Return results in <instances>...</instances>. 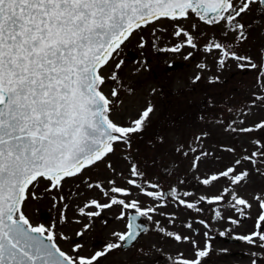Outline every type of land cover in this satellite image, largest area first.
<instances>
[{
    "label": "snow or ice",
    "instance_id": "obj_1",
    "mask_svg": "<svg viewBox=\"0 0 264 264\" xmlns=\"http://www.w3.org/2000/svg\"><path fill=\"white\" fill-rule=\"evenodd\" d=\"M253 6H257L264 19V0H0V264H102V257L121 248L124 242L135 241L144 231V226L137 220L140 217L152 220V214L167 206L169 197L197 213L203 212L199 204L217 205L212 209L217 220L225 219L219 207L223 205L241 217L247 216L253 203L235 189L250 182V171L244 167L245 162L252 165L253 171L264 175V137L253 140L254 151L201 181L203 185L214 186L223 179L228 186L217 194L200 196L194 201L185 199L194 196L190 191L180 193L172 189L165 193L157 183L145 187L129 178L128 185L156 202L153 206L142 207L139 199H128L132 192L129 188L116 186L115 180L108 181L111 185L108 189L99 182L87 183V188L99 190L108 199L104 203L91 199L78 209L79 215L90 221L76 233L78 237H83L91 227V221L100 217L104 209L119 206V219H125L127 213L124 210L135 213L128 216L126 231L113 233L117 242L106 244L91 256L64 252L56 244V223L33 225L23 208L30 198H41L35 189L42 180L47 182L46 192L60 193L67 179L79 177L85 170L105 161L114 153L116 143L129 144L132 134L147 126L154 113L151 103L131 126H123L112 119L118 88L114 87L110 95L103 91L106 79L119 82L117 73L125 61L116 60V57L135 31L161 19L186 20L191 13L207 25H222L225 37L231 31L237 41H243L247 39V26L241 20ZM173 35L183 36L184 41L161 51L177 53L184 46L197 48L193 35L179 24ZM138 46L143 48L145 41L141 39ZM204 50L220 53L217 63L221 68L231 59L238 62L237 67L254 69L264 76V63L257 64L250 57L237 55L225 43L210 42ZM110 62L114 67L106 78L102 70ZM198 67L205 68L206 65ZM199 79L197 75L194 82ZM218 81L219 77H215L210 82ZM257 83L264 90V82L258 78ZM257 100L259 106L264 107V95H257L252 104L256 105ZM232 131L264 132V120ZM195 139L199 141L202 137ZM189 150L195 152L196 148L189 145ZM227 151L234 153L235 149ZM205 155L208 154H200ZM200 156L194 157V168L198 166ZM108 168L115 171L111 164ZM141 175L133 164L130 176ZM64 199L63 195L52 197L53 207L57 203L63 205L61 222H67L65 210L68 205L63 203ZM252 201L258 210L253 231L234 238L260 250L252 253L251 264H258L264 253V194H253ZM227 220L233 225L240 222L231 216ZM74 222L80 223L79 220ZM199 223L206 229L203 247L192 236L166 232L176 242L190 243L193 251L191 258L182 252L178 253L179 258L168 257L171 264H202V258L210 255L212 245L208 242L211 239L208 229L211 226L205 220ZM185 227L192 229V224ZM194 231L199 232L198 229ZM228 231L230 229L219 235L225 236ZM59 236L67 239L62 233ZM82 247L76 244L73 251L78 254Z\"/></svg>",
    "mask_w": 264,
    "mask_h": 264
},
{
    "label": "rangeland",
    "instance_id": "obj_2",
    "mask_svg": "<svg viewBox=\"0 0 264 264\" xmlns=\"http://www.w3.org/2000/svg\"><path fill=\"white\" fill-rule=\"evenodd\" d=\"M195 19L192 15L178 22L163 19L143 27L128 39L116 57V60L125 61L117 73L119 82L106 79L103 86L106 95H110L114 87L118 88L119 95L115 98L112 119L120 125L131 126L132 121L151 103L154 113L151 114L144 130L132 134L129 144L116 143L114 153L106 157L105 161L88 169L79 177L66 180L60 193L46 192L47 182L41 181L35 189L41 198H30L26 201L23 210L31 223L48 226L55 222L58 234L56 242L69 255L91 256L94 252L102 250L106 244L117 242L113 236L114 232L125 230V220L118 218L121 208L113 206L111 209H104L100 217L91 221V227L84 232L82 238L76 235L78 231L83 230L85 224L90 223L87 217L79 215L78 209L91 198L97 197L101 203L107 202L108 199L95 188L94 192L93 189L88 190L87 183L99 182L108 189L111 187L108 181L115 180L116 186L129 188L132 196L128 199H139L142 207L153 206L156 202L128 185L126 181L129 178L136 179L145 187L150 183H157L164 192L172 189L180 193L190 191L194 196L185 199L194 201L200 196L217 194L220 189L228 186V182L223 179L214 186L203 185L201 181L232 166L236 159L254 151L253 140L264 137V132L232 131L233 128L249 127L264 120V107L259 106L258 100L256 105L252 104L257 95H264L261 84L257 83L258 78L264 82V76H260L257 70L237 67L238 62L231 59L221 68L217 63L220 53L204 50L210 42H222L231 47L237 55L250 57L257 64L264 63V19L261 18L257 6H253L252 11L241 20V23L247 26V39L243 41H237L231 31L225 37L222 25L205 26ZM177 24L193 35L196 49L184 46L177 53L160 50L184 41L183 36L173 35ZM193 25L196 27L193 28ZM141 39L145 41L143 48L138 46ZM200 64L206 67H198ZM113 67L114 63L110 62L102 70L106 78L111 75ZM137 68H140V71L137 72ZM197 75L200 79L194 82ZM215 77H219V81L210 82ZM164 101H173L174 105L169 107L164 105ZM175 110L181 119L177 124L171 125L170 117ZM241 120L244 121L243 124L240 123ZM205 133L206 136L203 135ZM147 136H150V139H147ZM197 136L202 139L196 141ZM189 145L195 147L196 151L191 152ZM181 146V151H177ZM229 148H234L235 152L227 151ZM185 152H188L187 156L184 155ZM201 152L208 155L200 156ZM196 156H200V160L194 168L193 159ZM108 164H111L115 171L109 169ZM133 164L142 173L141 176H130ZM244 167L250 171V182L235 190L253 203V208L247 214V221L227 205L219 206L225 219L217 220L212 211L217 205L199 204L198 207H202L203 212L197 213L178 205L169 197L167 206L152 214L151 227L139 245L128 251H123L122 248L112 251L101 258L102 264H153L154 261L158 264H171L168 257L179 258L178 253L181 252L186 257H192L190 243L176 242L168 237L166 232L192 236L202 247L206 229L199 223L200 220L210 224L208 232L211 236L226 229H230L228 233L236 236L251 233L252 227L249 229L247 225L251 223L252 226L258 214L252 196L255 193L264 194V175L253 171L252 165L246 162ZM59 195L64 196L63 203L68 205L65 210L67 222L60 221L63 205L57 203L56 207H53L52 197ZM43 212L49 213L47 219L41 216ZM229 216L239 219V224L232 226L227 220ZM76 220L80 223H75ZM188 223L192 224V229L185 227ZM196 229L199 230L198 234L194 231ZM61 233L67 239H61ZM76 244L83 246L78 254L73 251ZM242 250H248L250 257H253V252H260L258 248L246 242ZM262 261L264 253H261L258 264H262ZM238 262L251 264L252 259Z\"/></svg>",
    "mask_w": 264,
    "mask_h": 264
},
{
    "label": "flooded vegetation",
    "instance_id": "obj_3",
    "mask_svg": "<svg viewBox=\"0 0 264 264\" xmlns=\"http://www.w3.org/2000/svg\"><path fill=\"white\" fill-rule=\"evenodd\" d=\"M218 257H219L218 254H214L212 260H211V259H207V263H208V264H216V262L218 261ZM243 257H244V258H247V259H250V257H249L248 255H245V254H243Z\"/></svg>",
    "mask_w": 264,
    "mask_h": 264
}]
</instances>
